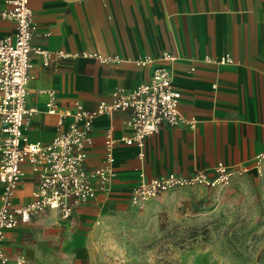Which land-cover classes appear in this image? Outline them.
Segmentation results:
<instances>
[{"label": "crops", "instance_id": "1", "mask_svg": "<svg viewBox=\"0 0 264 264\" xmlns=\"http://www.w3.org/2000/svg\"><path fill=\"white\" fill-rule=\"evenodd\" d=\"M10 0H0V36L13 35L14 20L3 16ZM38 25L34 45L56 52L99 53L118 57L57 59L44 66L33 55L27 104L39 109L30 117V142L48 144L58 133V118L49 115L47 91H55L61 109L76 101L94 110L117 88L133 89L149 81L168 52L180 113L193 125H161L144 147L117 145L116 178L108 195L75 208L72 223L50 211L9 231L4 251L41 264H84L92 257L97 225L112 209L130 205L141 179L169 173L182 176L207 171L222 162L255 169L264 152V0H30ZM49 33V36H45ZM229 56L230 63H221ZM152 57L153 63L137 61ZM127 113L101 116L93 123V146L87 165L102 163L105 135L129 136ZM140 152L143 155H140ZM14 196L22 206L33 199L37 175L28 164ZM3 187L0 184V205Z\"/></svg>", "mask_w": 264, "mask_h": 264}, {"label": "built area", "instance_id": "2", "mask_svg": "<svg viewBox=\"0 0 264 264\" xmlns=\"http://www.w3.org/2000/svg\"><path fill=\"white\" fill-rule=\"evenodd\" d=\"M11 10L4 17L16 23L15 33L0 36V184L3 187L0 205V264H41L19 255L11 259L4 251L7 233L33 217L54 211L64 222L72 223L75 208L90 203L102 195H108L116 178L115 149L117 145L144 147L148 137L160 131L163 123L171 127L193 125L185 119L179 108L180 93L174 87V74L170 65L177 59L174 54L164 53L161 59L166 64L156 67L151 79L127 90L117 88L109 98L101 100L94 110L88 111L76 101L61 109L56 103L55 91H47V113L58 118V133L48 144L30 142L26 130L30 117L39 112L29 107V83L34 78L32 56L42 58L49 66L57 59H95L102 63L119 61L91 52L49 51L34 45L38 25L30 7V0H10ZM46 33L45 36H49ZM152 57L137 61L139 65L153 63ZM230 63L227 56L220 61ZM127 113L124 119L129 136L116 139L111 131L105 135L102 163L94 168L87 165L89 150L93 146V123L101 116L115 112ZM142 156L143 153L140 152ZM28 164L37 175L33 199L22 206L14 203V196L24 177L23 165ZM264 164V152L255 159V169ZM238 165L219 162L212 171H197L193 175L176 173L141 179L133 189L129 203L133 207L157 197L175 187L204 184L218 186L228 184L234 176L245 173Z\"/></svg>", "mask_w": 264, "mask_h": 264}, {"label": "rangeland", "instance_id": "3", "mask_svg": "<svg viewBox=\"0 0 264 264\" xmlns=\"http://www.w3.org/2000/svg\"><path fill=\"white\" fill-rule=\"evenodd\" d=\"M84 264H264V164L112 209Z\"/></svg>", "mask_w": 264, "mask_h": 264}]
</instances>
